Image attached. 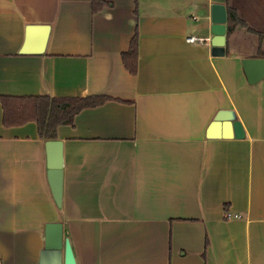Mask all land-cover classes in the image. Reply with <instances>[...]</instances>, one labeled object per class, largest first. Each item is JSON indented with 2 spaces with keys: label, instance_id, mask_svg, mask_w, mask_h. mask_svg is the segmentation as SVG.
I'll list each match as a JSON object with an SVG mask.
<instances>
[{
  "label": "crops",
  "instance_id": "0c3cea01",
  "mask_svg": "<svg viewBox=\"0 0 264 264\" xmlns=\"http://www.w3.org/2000/svg\"><path fill=\"white\" fill-rule=\"evenodd\" d=\"M29 24L50 26L41 53L20 52ZM260 33L264 0H0V96L105 98L56 129L60 205L48 139L34 121L5 126L0 99V264H39L49 223L77 264H264V78L241 64L264 57ZM221 110L242 138L207 136Z\"/></svg>",
  "mask_w": 264,
  "mask_h": 264
},
{
  "label": "water",
  "instance_id": "95a60500",
  "mask_svg": "<svg viewBox=\"0 0 264 264\" xmlns=\"http://www.w3.org/2000/svg\"><path fill=\"white\" fill-rule=\"evenodd\" d=\"M214 25L212 27L213 37L211 44L213 54L221 55L224 51L225 42V10L223 5L213 4ZM222 12V16L219 12ZM50 26L48 24H29L26 26L24 43L20 49L21 53H41L44 51ZM242 69L248 83L253 84L264 78V57H245L241 59ZM229 113L231 118L225 119ZM224 126L231 132L221 133L219 125ZM208 137L242 138L243 127L233 110H221L215 115L207 129ZM48 180L53 197L58 205L61 204L62 189V142L59 139H48L45 141ZM64 245L63 264H77L69 238H63L62 225L60 223H49L46 226L45 246L41 251L39 264H61V248Z\"/></svg>",
  "mask_w": 264,
  "mask_h": 264
},
{
  "label": "trees",
  "instance_id": "16d2710c",
  "mask_svg": "<svg viewBox=\"0 0 264 264\" xmlns=\"http://www.w3.org/2000/svg\"><path fill=\"white\" fill-rule=\"evenodd\" d=\"M235 18L229 11L228 21ZM232 29L228 27L227 33ZM264 36V33H260ZM138 42L136 34L131 40L129 49L122 54V60L130 73L137 71ZM3 109V124L5 126L21 125L34 121L38 134L42 139H55L56 129L62 124H73L74 116L85 107L95 106L105 101L104 97H62L47 95L37 96H0Z\"/></svg>",
  "mask_w": 264,
  "mask_h": 264
},
{
  "label": "built area",
  "instance_id": "2783aa9c",
  "mask_svg": "<svg viewBox=\"0 0 264 264\" xmlns=\"http://www.w3.org/2000/svg\"><path fill=\"white\" fill-rule=\"evenodd\" d=\"M186 41L187 42H191V43H193V42H205V41H207L206 39H203V38H199V37H195V36H189V37H186ZM232 216V214L231 213H229V212H226V217L227 218H229V217H231ZM235 216V215H234ZM237 216V215H236Z\"/></svg>",
  "mask_w": 264,
  "mask_h": 264
}]
</instances>
